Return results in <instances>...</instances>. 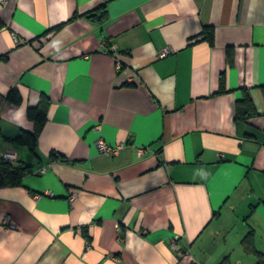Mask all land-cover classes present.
I'll list each match as a JSON object with an SVG mask.
<instances>
[{
	"label": "crops",
	"instance_id": "1",
	"mask_svg": "<svg viewBox=\"0 0 264 264\" xmlns=\"http://www.w3.org/2000/svg\"><path fill=\"white\" fill-rule=\"evenodd\" d=\"M0 23V153L30 167L0 185V264H254L249 232L264 255V0H3Z\"/></svg>",
	"mask_w": 264,
	"mask_h": 264
},
{
	"label": "trees",
	"instance_id": "2",
	"mask_svg": "<svg viewBox=\"0 0 264 264\" xmlns=\"http://www.w3.org/2000/svg\"><path fill=\"white\" fill-rule=\"evenodd\" d=\"M93 21L100 22L106 19V7L105 4H101L97 6L92 12L86 14ZM1 25V23H0ZM203 37L208 44H213V32L212 29L209 27L203 28ZM223 87V76H220V89L222 91ZM262 91V95L264 98V85L260 87ZM7 98L17 103L20 100L18 94H16L13 90L7 94ZM46 104L47 98L42 97L39 101V104L34 108H28L27 115L33 122V128L31 131H23L22 133L14 136L11 141L23 144L28 147L30 150H33L36 146V139L41 131L45 119H46ZM256 114V110L254 104L250 98V95L247 91L243 90L242 97L236 100L234 105V120H246L247 118ZM55 158L70 162L65 157L61 156L60 154H52ZM30 172V167L26 163H22L20 161H13V160H0V185H18L20 180L24 175ZM85 233V228H83ZM86 236V233L84 234ZM242 245L244 250L248 252H252L255 257L256 261L254 264H264V255L256 250L253 244L251 232L245 235L242 239Z\"/></svg>",
	"mask_w": 264,
	"mask_h": 264
},
{
	"label": "built area",
	"instance_id": "3",
	"mask_svg": "<svg viewBox=\"0 0 264 264\" xmlns=\"http://www.w3.org/2000/svg\"><path fill=\"white\" fill-rule=\"evenodd\" d=\"M2 1L3 0H0V2H2ZM169 51L170 50L168 48L164 47V48H162V49L159 50V52H158L157 55L159 57H162V56L166 55ZM96 127H98V126H96ZM95 145L97 147V150L100 153L105 154V155H113L121 147V144H119V143H117L115 145H110V144L106 143L102 137H99V138H97L95 140ZM141 151H142L141 149H138L137 150L138 154H140ZM14 157H15V155L12 152H3V153H0V160H12V159H14ZM39 171L40 172L44 171V168L43 167L39 168ZM74 196H75L74 193H71L69 195V197L71 199L74 198ZM0 223L2 225H6V226L9 225L10 226L11 223H10L9 216L8 215L0 216ZM172 245H174V244L172 243Z\"/></svg>",
	"mask_w": 264,
	"mask_h": 264
}]
</instances>
